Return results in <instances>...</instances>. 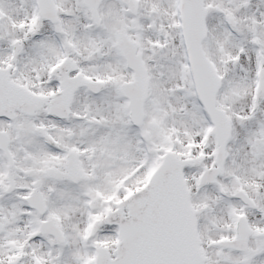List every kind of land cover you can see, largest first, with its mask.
<instances>
[{
    "label": "snow or ice",
    "instance_id": "snow-or-ice-1",
    "mask_svg": "<svg viewBox=\"0 0 264 264\" xmlns=\"http://www.w3.org/2000/svg\"><path fill=\"white\" fill-rule=\"evenodd\" d=\"M0 264H264V0H0Z\"/></svg>",
    "mask_w": 264,
    "mask_h": 264
}]
</instances>
